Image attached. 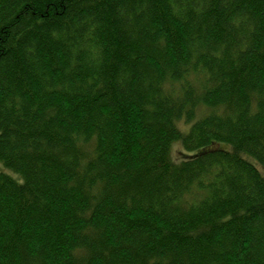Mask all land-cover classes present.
I'll return each instance as SVG.
<instances>
[{
    "label": "trees",
    "instance_id": "obj_1",
    "mask_svg": "<svg viewBox=\"0 0 264 264\" xmlns=\"http://www.w3.org/2000/svg\"><path fill=\"white\" fill-rule=\"evenodd\" d=\"M0 165V264H264V0H0Z\"/></svg>",
    "mask_w": 264,
    "mask_h": 264
},
{
    "label": "rangeland",
    "instance_id": "obj_2",
    "mask_svg": "<svg viewBox=\"0 0 264 264\" xmlns=\"http://www.w3.org/2000/svg\"><path fill=\"white\" fill-rule=\"evenodd\" d=\"M170 155H171L172 161H174V162H176V161L178 162V161L182 160L185 156L181 145L177 144V143H176V145L172 146ZM2 169H4V168L0 165V170H1L0 172L3 171ZM3 172L7 173V171H3Z\"/></svg>",
    "mask_w": 264,
    "mask_h": 264
}]
</instances>
